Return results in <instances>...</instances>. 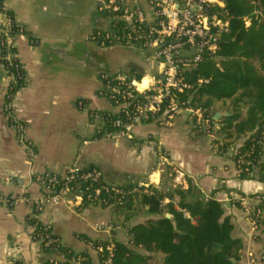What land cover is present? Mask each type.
<instances>
[{
    "label": "crops",
    "instance_id": "0c3cea01",
    "mask_svg": "<svg viewBox=\"0 0 264 264\" xmlns=\"http://www.w3.org/2000/svg\"><path fill=\"white\" fill-rule=\"evenodd\" d=\"M98 1L4 0L16 26L23 30L14 38L13 46L24 72L25 87L9 105L15 118L26 127L25 138L33 154L19 144L7 119L12 78L5 71L0 50V264L69 263L65 256L46 253L32 241L30 223L36 213L34 202L45 196L42 187L33 181L34 176L45 172L64 176L75 163L101 171L106 184L131 189L146 185L131 194L127 206H87L77 210L60 203L40 211V223L51 228L63 248L84 256L86 264H101L89 242L113 241L129 246L131 228L160 219L162 215L149 212L143 198L170 187L184 192L192 188L200 196L222 204L225 217L233 225V238L242 243L238 264H261L263 240L252 232L236 198L264 195V180L241 179L231 155H222L217 144L222 138L218 132L222 121L234 114L230 102L220 103L228 109L216 110L210 122L214 127L210 129H201L183 114L169 127L155 121L138 126L131 141L95 138L91 113H118L99 97V75L132 71L139 76L152 75L151 68L136 52L101 48L95 42V32L109 26L96 11ZM127 1L148 9V0ZM1 22L0 17V25ZM79 102L84 106L80 107ZM218 113L223 116L215 121ZM158 146L169 153L175 169L184 175L180 183L171 170L162 174L155 171ZM166 209L161 210L165 213ZM130 248L149 256L147 264L163 263L161 254Z\"/></svg>",
    "mask_w": 264,
    "mask_h": 264
},
{
    "label": "built area",
    "instance_id": "2783aa9c",
    "mask_svg": "<svg viewBox=\"0 0 264 264\" xmlns=\"http://www.w3.org/2000/svg\"><path fill=\"white\" fill-rule=\"evenodd\" d=\"M251 3L252 12L242 18L246 29L253 22H264L261 1L252 0ZM147 5V10L138 2L131 4L127 0H99L96 5V11L107 19L109 26L95 32V42L101 48L118 47L134 51L152 70V75L139 78L124 72L99 75L101 88L98 95L106 99L118 113H91L90 119L97 140L131 141L138 126L155 121L160 126L169 127L183 114H187L201 129L211 127L209 120L205 119L206 111L194 104L197 90L209 81L195 76L194 72L201 64L218 60L221 44L231 32L233 16L227 8V0H148ZM0 17V50H8L2 60L7 62L4 64L5 71L12 78V83L14 77L10 68L18 60L13 46L15 37L10 35L14 21L5 5L0 10ZM9 104L6 111L10 126L19 144L32 156L33 149L25 138L26 127L15 118ZM78 105L84 106L82 102ZM106 115L115 118L109 122ZM238 148L236 146L229 150L231 157L237 153ZM155 154V171L162 174L171 170L176 174V182L180 183L184 175L175 169L169 153L158 146ZM33 181L42 187L45 196L34 202L36 213L30 223L33 230L31 238L44 252L62 247L51 228L39 221V213L45 206L66 203L77 210L87 206L115 208L127 194L120 186L106 184L98 169L84 168L77 163L70 166L64 176L45 172L34 176ZM143 187L146 185L135 186L128 193L136 194ZM103 195L108 198H103ZM111 197L113 203H109ZM209 199V196L202 194L201 200L207 202ZM2 201L3 197H0V203ZM236 201L252 232L264 237V195L240 196ZM169 203L185 219H191L179 207V196L162 201L161 209L165 210ZM88 246L98 253L101 264H112L115 242L110 241L97 247L94 242H89ZM84 261L85 258H79L73 263L83 264Z\"/></svg>",
    "mask_w": 264,
    "mask_h": 264
},
{
    "label": "trees",
    "instance_id": "16d2710c",
    "mask_svg": "<svg viewBox=\"0 0 264 264\" xmlns=\"http://www.w3.org/2000/svg\"><path fill=\"white\" fill-rule=\"evenodd\" d=\"M251 1L227 0V8L233 16L231 32L225 36L221 44L217 54L218 63L205 62L194 72L195 76L209 81L197 90L194 104L205 110V119L212 122V116L216 112L215 105L230 102L234 114L222 121L223 126L218 132L225 137L217 141L218 149L223 155L231 149L230 144L226 142L230 140L239 142L237 153L232 157L239 177L263 181L264 22H253L248 29L245 28L242 18L252 12ZM260 1L264 18V0ZM3 8L4 0H0V10ZM9 15L13 18L10 13ZM21 30L14 22L10 35L16 37L23 33V31L20 33ZM7 52L5 48L1 50L2 59ZM10 72L14 82L9 86L8 102L25 87L24 72L18 60L14 62ZM130 75L140 77L135 71ZM243 116L244 119L241 120ZM113 118L115 117L108 116V121H112ZM122 188L127 194L123 202L115 208L127 206L132 199V195L128 193L131 188ZM175 195L180 197L179 207L185 210L191 219H185L182 213L174 210L172 203L168 204L166 212L163 213L161 202L165 198L171 200ZM103 198L108 196L103 195ZM143 201L149 207L150 213L162 217L131 228L128 233L130 245L115 244L112 264H147L149 256L134 251L131 246L147 253L163 255L162 264L239 263L242 243L233 238L230 218L225 217L222 204L215 199L210 197L204 202L200 194L195 193L192 188L184 192L170 187L163 192L153 191L152 195L144 196ZM113 202L114 199L111 197L109 203ZM166 215L170 218L168 219ZM261 239L264 245V237ZM94 244L96 247L101 245L99 242ZM45 252L65 256L71 261L69 264H74L73 261L79 258H85L76 256L63 247L51 248ZM260 263L264 264V250ZM83 264H86V261Z\"/></svg>",
    "mask_w": 264,
    "mask_h": 264
},
{
    "label": "rangeland",
    "instance_id": "374dc122",
    "mask_svg": "<svg viewBox=\"0 0 264 264\" xmlns=\"http://www.w3.org/2000/svg\"><path fill=\"white\" fill-rule=\"evenodd\" d=\"M218 61H219V59L216 60L215 62L218 63ZM227 107H228V106L223 107L222 104L217 103V104L215 105L214 109H215V110H222V109L227 110V109H228ZM219 133H220V132H219ZM219 133H218V134H219ZM220 137H222V139H224L225 136H224L223 134L220 133ZM226 143L230 144V147H231V148H233V147L239 145V142H235L234 140H230V141H228V142H226ZM172 173H173V172H172ZM172 173H170V175H172ZM168 174H169V173H168ZM167 176H168V175H167ZM122 211H124V212H123L124 214L127 213V209H124V210H122Z\"/></svg>",
    "mask_w": 264,
    "mask_h": 264
},
{
    "label": "water",
    "instance_id": "95a60500",
    "mask_svg": "<svg viewBox=\"0 0 264 264\" xmlns=\"http://www.w3.org/2000/svg\"><path fill=\"white\" fill-rule=\"evenodd\" d=\"M221 116H223L222 113H218V114H216V116L214 117V120H215V121H218L219 118H220ZM168 218H169V216H168Z\"/></svg>",
    "mask_w": 264,
    "mask_h": 264
}]
</instances>
